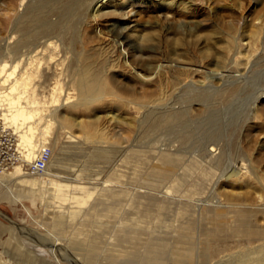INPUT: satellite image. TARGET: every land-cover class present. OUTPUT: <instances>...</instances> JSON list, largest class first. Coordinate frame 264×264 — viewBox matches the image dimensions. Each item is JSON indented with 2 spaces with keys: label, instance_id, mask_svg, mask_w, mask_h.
Masks as SVG:
<instances>
[{
  "label": "rangeland",
  "instance_id": "obj_1",
  "mask_svg": "<svg viewBox=\"0 0 264 264\" xmlns=\"http://www.w3.org/2000/svg\"><path fill=\"white\" fill-rule=\"evenodd\" d=\"M79 1L0 0V65L25 75L33 140L50 149L42 172L0 174V264L264 255V0H103L96 21ZM122 28L133 43H113ZM92 69L107 81L94 97L78 87ZM222 69L245 83L211 93ZM168 108L178 118L149 130Z\"/></svg>",
  "mask_w": 264,
  "mask_h": 264
},
{
  "label": "bare ground",
  "instance_id": "obj_2",
  "mask_svg": "<svg viewBox=\"0 0 264 264\" xmlns=\"http://www.w3.org/2000/svg\"><path fill=\"white\" fill-rule=\"evenodd\" d=\"M26 0H20L19 2V5L22 6L24 4ZM28 1V0H27ZM162 2H166L165 0H161V4ZM181 2L183 3V0H181ZM26 3V2H25ZM170 2L168 1L167 4H169ZM28 4V3H27ZM107 4H104V1L103 0H80L79 1V5H78V9H82L83 10H86L88 15L94 20L96 21V18H98V16L102 15V14H105L107 13ZM37 8V7H36ZM66 8H68L66 6ZM183 10H186L187 7L185 5H183L182 7ZM44 18V17H43ZM37 19V18H36ZM42 19V18H41ZM40 19V21H41ZM37 23L39 22L38 20H35ZM43 22H46V20ZM50 22V21H49ZM48 22V23H49ZM181 26L183 28H185V33H188L187 35H190V33H192V30L194 27L190 26L189 23L187 21H184ZM39 27H42L44 28L45 26H43V24H39L37 28ZM48 28V27H47ZM49 29V28H48ZM123 28L122 29H119L116 31V34H115V37L112 38V41L113 43H116L118 45H124L126 43H133L128 35H125L124 32H123ZM35 35L38 36V34L40 35V32H35L34 33ZM46 43H49L48 41ZM51 43V42H50ZM49 45V44H48ZM134 46H136L137 48H139L137 46V44H134ZM124 58L125 55H123ZM124 61L126 62V59H124ZM246 61V60H245ZM244 62V60H243ZM245 63V62H244ZM248 64V63H247ZM162 64H159L157 67H156V70L154 71V74H157V69L161 66ZM255 65V64H253ZM252 65V66H253ZM246 66H244L245 68ZM155 68V67H153ZM97 69V68H96ZM96 69H92V70H85V72L80 76V79L78 81V87L82 90V91H86L88 94H90V96L94 97V96H97V95H101L103 94L105 91H106V84H107V81L105 80V78H103L100 74V71L99 70H96ZM243 69V68H242ZM264 69V68H263ZM184 71H189V68H184ZM227 71V70H226ZM226 71H224L223 69L221 71H216L214 73H209L210 77H215L217 79H219L220 81V86L218 87H211L212 85L208 86L210 88L209 91H211V93H222L224 92L230 85H232V83H236L237 82H240L242 83L243 82V74L240 73L236 76L235 74L233 77L235 78V76L237 77L236 79L237 80H233V81H229L232 77V73H226ZM25 78V75L24 76H20V77H17V70H16V66H13L12 68L10 67H7L5 64H2L0 65V88H2V94L0 95V100L3 101L4 103H6L9 108L12 110V108H14L12 111L13 112H9L6 113L5 110L3 108H6V104L5 105H2V110H3V118L5 120V122H7L8 126L9 123L8 122H12L11 123V129L14 130L15 132V135L16 133H18V142H17V137H16V142H17V146L19 147L20 149V154H21V157H22V161H23V165H25L26 163H30L32 161V159L37 155L35 154V148L37 147V150L39 151L40 148H39V143L40 141L38 140L37 144L38 146L36 145V141L33 140V130H34V127L32 125V123H34V121L36 120L35 117L37 115V112H34L32 109L31 110H28L26 106H24L21 102V93L20 91L22 89H25L26 87V82L24 80ZM232 80V78H231ZM245 83V82H243ZM244 85V84H243ZM242 86V85H241ZM207 87V88H208ZM205 88L202 92V94L204 93V91H208V89ZM240 88V87H239ZM200 100L205 103L206 99H203L201 98V95H200ZM6 100V101H5ZM57 101V100H56ZM8 109V108H7ZM169 110V111H168ZM168 110H164L162 112H159V114H157V116H155L154 118L153 117H150L148 119H150V122H149V127L148 129L151 130V129H154V128H158V127H161L162 125L164 124H167L169 125L168 123H171V120H173L176 116V112H171V110L168 108ZM173 110V109H172ZM178 110V109H177ZM180 112V110H179ZM154 113V112H153ZM181 114V112H180ZM144 117H149L147 115H145ZM153 118V119H152ZM178 118V117H177ZM175 120V119H174ZM173 120V121H174ZM177 120V119H176ZM172 121V122H173ZM148 123V122H147ZM172 124V123H171ZM186 136V135H185ZM97 137H94V139H96ZM185 139L184 140H187L188 138L187 137H184ZM93 140V136L91 134H85L84 137H83V141L87 144L91 143ZM81 143V142H80ZM79 143V144H80ZM23 148V149H22ZM81 145H78L77 149L78 150H81ZM38 151H36L38 153ZM30 161V162H28ZM15 167V168H14ZM13 168L16 169L18 167H20L21 169L22 166L20 165H16L14 166ZM12 168V169H13ZM25 172V171H24ZM237 172V171H236ZM28 173V172H26ZM47 173V172H46ZM29 175H33L31 173H28ZM35 180H38L36 178H33ZM75 213V211H72ZM0 215L5 217L4 214H2L0 212ZM6 218V217H5ZM36 233V232H35ZM36 235H32L30 238V240L33 242V243H37V244H41L39 243L35 237ZM37 237V236H36ZM47 238V237H46ZM60 244V240L56 239L54 243L52 242H49L47 246H52V247H57L58 245ZM216 244H213L208 250L207 252L208 253H205L203 255V258L206 257L208 259V256L213 252L215 251L216 249ZM61 247V246H60ZM51 248V247H50ZM54 250V249H53ZM196 250V248H195ZM53 253V251H52ZM60 253V252H59ZM69 253V252H68ZM54 254V253H53ZM249 255V254H248ZM254 255V254H253ZM261 256L258 257V258H251V257H243L242 259V264H264V255L263 254H260ZM66 256V255H65ZM69 256V255H68ZM73 257V256H72ZM227 257V256H225ZM229 258V257H228ZM236 258V257H235ZM234 258V259H235ZM238 258V257H237ZM194 259V258H193ZM210 259V258H209ZM231 260V259H230ZM229 260V261H230ZM239 260V259H238ZM196 262V261H195ZM225 262V261H224ZM223 262V259L221 258V260L218 261L219 264H224ZM239 262V261H238ZM98 263V262H97ZM102 263V262H101ZM229 263V262H228ZM86 264H95L93 262V257L89 259V263H87L86 261ZM226 264V263H225Z\"/></svg>",
  "mask_w": 264,
  "mask_h": 264
},
{
  "label": "built area",
  "instance_id": "obj_3",
  "mask_svg": "<svg viewBox=\"0 0 264 264\" xmlns=\"http://www.w3.org/2000/svg\"><path fill=\"white\" fill-rule=\"evenodd\" d=\"M2 105L0 104V174L12 169L16 165L23 166L20 149L17 146L16 135L3 118ZM50 158V149L43 146L32 161L25 165V170L37 174L45 169Z\"/></svg>",
  "mask_w": 264,
  "mask_h": 264
}]
</instances>
